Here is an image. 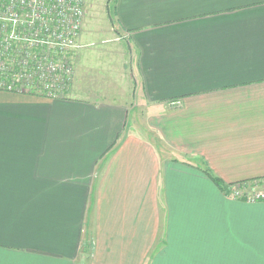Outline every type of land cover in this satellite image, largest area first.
Returning <instances> with one entry per match:
<instances>
[{"label": "crops", "instance_id": "0c3cea01", "mask_svg": "<svg viewBox=\"0 0 264 264\" xmlns=\"http://www.w3.org/2000/svg\"><path fill=\"white\" fill-rule=\"evenodd\" d=\"M111 12L121 76L82 48L66 95L0 89V264H264L224 188L264 178V0Z\"/></svg>", "mask_w": 264, "mask_h": 264}, {"label": "built area", "instance_id": "2783aa9c", "mask_svg": "<svg viewBox=\"0 0 264 264\" xmlns=\"http://www.w3.org/2000/svg\"><path fill=\"white\" fill-rule=\"evenodd\" d=\"M85 11V0H0V89L64 96ZM239 184L231 196L264 200Z\"/></svg>", "mask_w": 264, "mask_h": 264}, {"label": "rangeland", "instance_id": "374dc122", "mask_svg": "<svg viewBox=\"0 0 264 264\" xmlns=\"http://www.w3.org/2000/svg\"><path fill=\"white\" fill-rule=\"evenodd\" d=\"M113 2L114 0H85L86 14L83 20L79 41L76 42L78 47L76 49H73L74 51L72 50L73 53L71 54V56L73 58L77 50H81L83 48L81 52L85 54L90 53L95 57L101 58L103 61L106 58L104 64L105 66L111 59V62L113 63L110 66L108 65L107 69L112 68L110 72H113L114 74V67L122 66V71H118L119 76H121L122 72L125 73V71H123V68H126V43L122 35L123 32L120 30L119 26L114 21V17L112 16L111 6L113 5ZM92 33H96V37L98 38L95 39L93 37H90ZM74 71L75 68H73V73ZM107 74L109 75L108 71ZM96 77L98 78V75L96 74L88 77L89 79H91L90 81H92L94 85L93 88L99 86V82L98 80H96ZM94 80L96 84L93 82ZM127 86L129 89L130 85L127 84ZM127 86L125 88L126 91L128 90ZM143 112L144 111H138L137 109H135L132 114L134 115L137 113L140 115ZM244 190L255 195H263L264 180L256 183L251 182L248 184L247 188H244ZM225 192L227 193V190Z\"/></svg>", "mask_w": 264, "mask_h": 264}, {"label": "trees", "instance_id": "16d2710c", "mask_svg": "<svg viewBox=\"0 0 264 264\" xmlns=\"http://www.w3.org/2000/svg\"><path fill=\"white\" fill-rule=\"evenodd\" d=\"M212 177H213V179L215 180V182H217L218 184H220V181H219L218 178H216L215 176H212ZM262 180H264V178H260V179H256V180H251V181L241 182L239 185H241V184H249V183H251V182L256 183V182H260V181H262ZM232 187H233V184H229V185L224 186L225 191L227 190V193H230L229 191L232 189ZM242 198H243V197H242ZM243 199H246V198H243Z\"/></svg>", "mask_w": 264, "mask_h": 264}]
</instances>
